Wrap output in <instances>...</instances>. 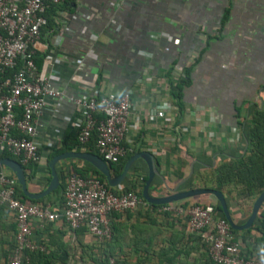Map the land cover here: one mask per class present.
<instances>
[{"label": "crops", "instance_id": "crops-1", "mask_svg": "<svg viewBox=\"0 0 264 264\" xmlns=\"http://www.w3.org/2000/svg\"><path fill=\"white\" fill-rule=\"evenodd\" d=\"M70 7L72 11L59 13L54 30L33 47L43 54L40 72L60 96H47L36 117L39 171L29 187L43 188L48 156L75 144L81 119L78 97L129 93L126 141L150 150L159 161V172L172 182L178 170L189 174L200 158H211L224 144L239 141L233 128L249 117L251 106H263L264 0H73ZM187 67H192L190 82L183 90L178 117L170 84L183 77ZM163 103L170 105L165 117H154L152 108ZM180 126L188 131H179ZM184 153L193 158L181 169L178 160ZM252 204L245 203L240 216L247 217ZM120 214L114 220L123 227L118 255L130 264H141L145 254L135 255L128 242H141L144 235H154L153 250L164 240L179 243L172 236L181 229L177 223L150 225L133 211ZM32 228L34 249L51 251L53 264H79L81 243L95 244L88 232L77 234L60 220L33 223ZM48 235L53 243L44 249ZM198 259V251L179 257L184 264ZM156 263L152 256L147 264Z\"/></svg>", "mask_w": 264, "mask_h": 264}, {"label": "built area", "instance_id": "built-area-1", "mask_svg": "<svg viewBox=\"0 0 264 264\" xmlns=\"http://www.w3.org/2000/svg\"><path fill=\"white\" fill-rule=\"evenodd\" d=\"M48 1L57 4L61 0H0V74L21 62L12 77L0 81V152L6 149L20 157L23 164L40 160L34 138L36 117L45 108L47 96H60V91L51 88L48 76L40 72L34 61L33 47L40 38L41 27L47 22L44 13ZM75 103L81 111L77 137L80 144L85 145L95 132V146L107 163L117 162L120 157L132 152L131 142L126 141L132 107L129 93L83 96L76 98ZM16 108L21 110L19 117ZM169 108V104L163 103L154 106L151 111L154 117L163 118ZM13 130L20 132L21 136L13 135ZM179 131L186 132L188 128L180 126ZM233 132L237 138L241 136L239 128H233ZM213 135L209 134L210 137ZM65 184L64 206L61 210H53L49 206L27 204L15 198V179L0 171V203L8 207L17 228L16 247L7 264H22L23 251L35 248L33 223L42 226L45 222L64 220L71 228L84 225L96 243L101 244L112 238L109 214L132 211L139 204H144L135 192L116 194L97 177L83 178L70 173L65 178ZM158 210L176 217L187 215L191 232L200 236L216 263L264 264L263 260L242 256L241 245L233 240L228 222L213 218L214 205L211 201L204 207L193 205L184 208L166 204ZM108 264H117L116 259L110 257Z\"/></svg>", "mask_w": 264, "mask_h": 264}, {"label": "trees", "instance_id": "trees-1", "mask_svg": "<svg viewBox=\"0 0 264 264\" xmlns=\"http://www.w3.org/2000/svg\"><path fill=\"white\" fill-rule=\"evenodd\" d=\"M73 0H61L59 3L54 4L47 2V8L44 16L46 18V24L40 29V37L46 32L54 30L58 23L59 13L61 11H72L70 7ZM34 61L38 69L41 68L43 62V54L39 55L35 52ZM21 62L13 69H5L0 74V81L6 77H12L13 73L17 71ZM192 67L184 69V76L180 77L176 83L170 84L169 94L172 99V103L177 107L178 117L182 114V95L183 90L189 84V76L191 74ZM99 96V95H98ZM18 117L21 115V110L16 108ZM102 118L101 116H98ZM178 124V122H177ZM241 131V138L239 141L233 144H224V146L218 149L211 158H200L195 163L193 173L184 182L180 184L178 190H190L194 188H211L220 190L224 193L226 203L228 205L230 214L237 224H242L246 220V216H240L243 212V205L245 203H253L255 198L264 190V103L263 106L254 104L249 108V117L243 121H238L236 124ZM12 134L15 136H21V133L13 130ZM97 135L94 132L89 141L83 145L80 144L77 139L75 144L65 146V148L53 151L46 160V176L43 182V188L29 187V183L32 179H35L38 175V162H29L23 164L20 157L4 149L0 152V158H11L18 161L23 167L26 175V181L28 189L31 192H39L46 188L50 179L51 171L48 166L49 161L57 154L69 150L76 152H90L98 154L95 146ZM247 143V145H246ZM124 144H127L124 142ZM132 152L126 153L120 157L117 162H108L111 174L113 176L119 175L122 172L123 166L127 159L134 153L142 151L141 147L137 144H132ZM215 155V158L213 156ZM183 159L180 161L181 169L191 162L193 156L184 153ZM158 169L160 167L159 161L156 159ZM55 169L60 181L58 188L39 199H30L23 195L21 186L19 185L15 175L8 168H1L0 171L7 172V175L15 179V198L23 203L27 204H39L42 206H50L52 209H60L64 206L66 184L65 178L68 174L73 173L78 177H97L104 183L108 189L116 194L124 193L128 191L135 192L142 198V188L147 179V164L142 159H137L130 167L126 177L119 186L111 187L107 184V180L101 172H99L92 164L84 160H72L66 159L58 162L55 165ZM207 169V171H206ZM205 171V172H203ZM188 175V170H178L174 174V182L169 181L167 178L169 187H174L178 182L184 179ZM165 176V175H164ZM149 193L153 196H166L171 193L167 186L163 183L159 176H156L149 186ZM209 198H214L212 195H198L195 197L183 199L172 203V205H180L184 208L189 206L198 205L204 207ZM143 199V198H142ZM143 202H145L143 200ZM214 205L213 218L225 219V215L221 209V206L217 200L212 202ZM162 205H153L149 203L139 204L133 212L137 217L142 216L147 220V223L152 225L157 222L163 223L169 222V226L175 223L179 224L180 228L177 230L174 240H164L157 250L152 249V241L154 235L149 238L143 237L142 241L128 242L131 250L135 255L145 254L143 259L140 258L141 264H147L151 262V257H155L156 264H184L179 261V257L182 255L189 256L192 252H199L201 259L192 262L190 264H219L213 261L208 253L206 244L202 241L200 236L191 232L188 225L187 215L176 217L169 212H160L158 209ZM124 212H130L125 210ZM120 212H112L109 214L110 225L112 228V238L105 242L98 244L94 242L93 246L81 243L83 250L79 252V264H108L109 258L114 257L117 264H130L125 258H121L118 255L122 249L123 242V227L117 225L118 222L114 220L120 217ZM12 216L9 213L8 207L0 203V264H7L9 257L12 255L16 247V223L12 220L10 223L5 221ZM133 228V226H130ZM230 233L233 236L234 241H239L241 247V254L246 259L263 260L264 261V211L260 209L253 225L249 229L234 230L229 227ZM72 230V229H71ZM75 233L87 232L84 225L80 228L74 229ZM141 231L146 234L148 229L141 228ZM49 236V235H48ZM50 242L45 246L51 249L52 236H49ZM145 243V247L135 248L132 244ZM125 243L124 245H126ZM5 245V246H4ZM50 245V246H49ZM55 255L50 251L31 250L25 249L22 254V264H53L50 258ZM141 257V255H140ZM136 264V263H134ZM189 264V263H188Z\"/></svg>", "mask_w": 264, "mask_h": 264}, {"label": "water", "instance_id": "water-1", "mask_svg": "<svg viewBox=\"0 0 264 264\" xmlns=\"http://www.w3.org/2000/svg\"><path fill=\"white\" fill-rule=\"evenodd\" d=\"M71 158L84 160L92 164L99 172H101V174L104 175V177L107 180V184L111 187L119 186L124 180V178L126 177L132 164L137 159L142 158L147 164V179L142 188V197L147 203L153 204V205H161V204L177 202V201L195 197L198 195H205V194L212 195L215 198V200L219 202L221 209L225 215L226 221L228 222L229 226L234 230L241 231L244 229H249L253 225L261 209V206L264 203V190H263L253 201L250 214L247 216L245 222L242 224H237L234 222L230 214L228 205L226 203L225 195L222 191L211 189V188H194V189L183 190V191L177 190L180 184L184 182L192 174L193 172L192 167L190 169L189 174L184 179H182L174 188L168 187L164 176L159 172L157 168L158 166H157V162H156L154 155L149 150H143V151L134 153L125 162L122 172L116 176H113L111 174L109 164L98 154L90 153V152H76V151H66V152L57 154L49 161L51 179L48 185L42 191L35 192V193L29 191L28 184L26 181L25 171L18 161L11 159V158L1 157L0 167L8 168L10 171L14 173L19 185L21 186V190L24 196L30 199H39V198L45 197L46 195L54 191L56 188H58L60 184V181H59L56 169H55L56 163L62 160L71 159ZM156 176H159L161 178L163 183L171 191L170 194L166 196H153L149 193V186Z\"/></svg>", "mask_w": 264, "mask_h": 264}, {"label": "clouds", "instance_id": "clouds-1", "mask_svg": "<svg viewBox=\"0 0 264 264\" xmlns=\"http://www.w3.org/2000/svg\"><path fill=\"white\" fill-rule=\"evenodd\" d=\"M98 96V95H97ZM99 96H101V95H99ZM238 128V127H237ZM179 129V128H178ZM78 141V140H77ZM130 146H132V144H130ZM150 151V150H149ZM151 152V151H150ZM153 154V153H152ZM98 155H99V153H98ZM100 156V155H99ZM16 178V177H15ZM116 187V186H115ZM178 190V189H177ZM181 191H183V190H181ZM66 193V192H65ZM143 198V197H142ZM214 200H215V198H213ZM144 199H142V201H143ZM145 201V200H144ZM65 203V202H64ZM144 204L145 203H147L146 201L145 202H143ZM174 203V202H173ZM143 204V205H144ZM168 204H172V203H168ZM162 206L163 205H166V204H161ZM49 206V205H48ZM50 207V206H49ZM51 208V207H50ZM63 208V207H62ZM62 208H60V209H53V210H61ZM52 209V208H51ZM131 211V210H130ZM132 211H134V210H132ZM124 212V211H123ZM121 213V212H120ZM56 221H58V220H56ZM60 221H62V222H64V223H66L64 220H60ZM53 222H55V221H53ZM67 224V223H66ZM68 225V224H67ZM69 226V225H68ZM70 227V226H69ZM71 228V227H70ZM79 228V227H78ZM72 229H77V228H72ZM88 232V231H87ZM112 235H113V233H112ZM46 237H48V236H46ZM94 240V239H93ZM94 242H96L95 240H94ZM28 249H31V248H28ZM44 249H45V247H44ZM31 250H35L34 248L33 249H31Z\"/></svg>", "mask_w": 264, "mask_h": 264}]
</instances>
